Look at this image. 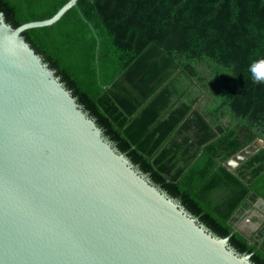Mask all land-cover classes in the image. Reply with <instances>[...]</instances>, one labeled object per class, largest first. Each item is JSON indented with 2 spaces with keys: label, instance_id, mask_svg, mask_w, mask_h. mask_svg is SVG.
Segmentation results:
<instances>
[{
  "label": "trees",
  "instance_id": "obj_1",
  "mask_svg": "<svg viewBox=\"0 0 264 264\" xmlns=\"http://www.w3.org/2000/svg\"><path fill=\"white\" fill-rule=\"evenodd\" d=\"M67 0H0L13 27ZM21 35L112 146L239 254L264 264V0H77ZM256 139V150L226 163Z\"/></svg>",
  "mask_w": 264,
  "mask_h": 264
},
{
  "label": "water",
  "instance_id": "obj_2",
  "mask_svg": "<svg viewBox=\"0 0 264 264\" xmlns=\"http://www.w3.org/2000/svg\"><path fill=\"white\" fill-rule=\"evenodd\" d=\"M76 3L16 27L0 12V264H253L117 151L24 40Z\"/></svg>",
  "mask_w": 264,
  "mask_h": 264
},
{
  "label": "rangeland",
  "instance_id": "obj_3",
  "mask_svg": "<svg viewBox=\"0 0 264 264\" xmlns=\"http://www.w3.org/2000/svg\"><path fill=\"white\" fill-rule=\"evenodd\" d=\"M260 144L262 145L263 143L258 142V145ZM234 161L236 160H233V162L229 161L228 164L230 167H233V163H235ZM256 206L257 208L254 209L250 214H247L241 217V219L237 222V225H236L237 228L241 230L242 229H253L258 225V221H253L251 217L256 215L258 218L261 219L264 214V204L257 201Z\"/></svg>",
  "mask_w": 264,
  "mask_h": 264
},
{
  "label": "clouds",
  "instance_id": "obj_4",
  "mask_svg": "<svg viewBox=\"0 0 264 264\" xmlns=\"http://www.w3.org/2000/svg\"><path fill=\"white\" fill-rule=\"evenodd\" d=\"M248 71L253 83L264 85V58L252 61Z\"/></svg>",
  "mask_w": 264,
  "mask_h": 264
},
{
  "label": "flooded vegetation",
  "instance_id": "obj_5",
  "mask_svg": "<svg viewBox=\"0 0 264 264\" xmlns=\"http://www.w3.org/2000/svg\"><path fill=\"white\" fill-rule=\"evenodd\" d=\"M251 212H252V211H251ZM251 212H250V213H251ZM250 213H249V214H250Z\"/></svg>",
  "mask_w": 264,
  "mask_h": 264
}]
</instances>
